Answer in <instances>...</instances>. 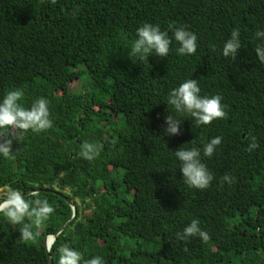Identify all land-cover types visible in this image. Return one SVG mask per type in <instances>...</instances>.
<instances>
[{
	"label": "trees",
	"instance_id": "1",
	"mask_svg": "<svg viewBox=\"0 0 264 264\" xmlns=\"http://www.w3.org/2000/svg\"><path fill=\"white\" fill-rule=\"evenodd\" d=\"M144 23L170 37V25L187 27L198 36L196 53L178 54L173 38L167 57L153 52L134 63L128 52ZM237 27L242 47L232 60L223 45ZM257 30L264 31V0H0V100L15 89L26 108L44 97L54 122L13 141L9 158L0 155V199L31 190L26 198L38 193L55 209L30 241L0 212V264H49L45 239L73 215L60 193L77 215L51 246L53 264L65 244L105 264H264ZM190 78L201 96L223 97L227 118L197 125L169 108L170 91ZM76 79L81 89L71 88ZM169 110L182 122L179 135L164 134ZM217 136L221 145L204 156ZM253 136L259 147L249 152ZM85 142L104 146L93 161L79 156ZM180 147L201 150L214 176L207 189L185 184L174 154ZM225 174L235 181L222 184ZM193 219L209 233L206 242L176 237Z\"/></svg>",
	"mask_w": 264,
	"mask_h": 264
},
{
	"label": "clouds",
	"instance_id": "2",
	"mask_svg": "<svg viewBox=\"0 0 264 264\" xmlns=\"http://www.w3.org/2000/svg\"><path fill=\"white\" fill-rule=\"evenodd\" d=\"M50 3L55 5L57 0H50ZM169 27L173 29L172 37L169 36L168 31H162L159 25L144 23L137 29L138 38L128 52L129 58L135 63L136 59L141 61L148 59L153 52L158 57H167L173 38L180 45L176 49L178 54H195L198 47L197 34L185 26L170 25ZM255 38L261 42L256 45L254 51L258 54L259 62L264 64V31L257 30ZM241 47L240 29L237 27L231 31L230 38L224 43L222 54L225 58L235 60ZM210 48L212 51L216 50L215 45H211ZM200 93L198 79L190 78L170 91L167 104L175 112L191 116L197 125H209L214 120L227 118L228 106L222 103L221 95L201 96ZM23 97L24 92L21 89H15L8 91L0 100V155L4 158H9L14 153L13 141H21L24 133L29 130L34 133L46 132L54 126L48 99L40 97L29 108H26L20 102ZM169 113L165 116L164 134L167 136L179 135L182 122L174 118L170 110ZM221 142L222 137L217 136L205 143L203 155L213 156ZM191 143L195 144L196 139ZM103 147V144L98 142H85L81 145L79 156L93 161L103 151ZM258 147L257 139L253 136L246 150L252 152ZM174 154L181 163L180 170L185 184L200 190L207 189L211 185L214 176L202 162L199 148L180 147L174 151ZM234 181L235 177L229 174H225L221 179L222 184L225 182L231 184ZM34 195L35 199H28L21 191L11 190L5 198L0 199V212L4 213L12 225L19 226L18 230L22 241L34 240L40 227L55 211L46 198H40L38 193ZM260 230L257 229V231ZM195 236H199L205 242L210 239L209 233L202 230L199 219L191 220L182 233H176L179 240L185 241ZM58 252L59 264H105L101 256L84 259L81 252L67 244L61 246Z\"/></svg>",
	"mask_w": 264,
	"mask_h": 264
},
{
	"label": "water",
	"instance_id": "3",
	"mask_svg": "<svg viewBox=\"0 0 264 264\" xmlns=\"http://www.w3.org/2000/svg\"><path fill=\"white\" fill-rule=\"evenodd\" d=\"M33 192L34 191L29 190V191L25 192L24 195H27V194H30ZM60 195L63 196L71 204V206L73 208V215L67 222H65L61 227H59V229L57 231H55L54 233L48 234L46 239H45V245H46V250L48 252L49 264H53V260L51 258L49 251H50L51 246H52L53 242L55 241L57 235L60 234L66 227H68L71 224V222L76 218V215H77V209H76L75 202L70 197L64 196L61 193H60Z\"/></svg>",
	"mask_w": 264,
	"mask_h": 264
},
{
	"label": "rangeland",
	"instance_id": "4",
	"mask_svg": "<svg viewBox=\"0 0 264 264\" xmlns=\"http://www.w3.org/2000/svg\"><path fill=\"white\" fill-rule=\"evenodd\" d=\"M71 88H72V89H81V83H80V81H79L78 79H76V80L72 83ZM0 191H2L3 193H6V192H5L6 190H4L3 188H2V189L0 188ZM80 204H81L83 210H84L86 213H89L90 209L87 208V207L85 206V204H84L83 202H81V201H80Z\"/></svg>",
	"mask_w": 264,
	"mask_h": 264
}]
</instances>
